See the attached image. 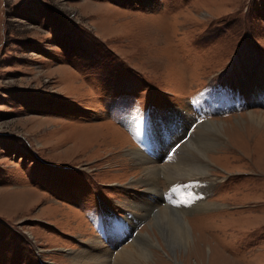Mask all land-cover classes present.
<instances>
[{"label":"rangeland","instance_id":"obj_1","mask_svg":"<svg viewBox=\"0 0 264 264\" xmlns=\"http://www.w3.org/2000/svg\"><path fill=\"white\" fill-rule=\"evenodd\" d=\"M263 68L264 0H0V264H72L124 211L123 232L155 243L144 264H264ZM212 119L214 181L131 183L132 124L168 134L176 163ZM203 198L216 206L195 211ZM182 206L194 244L149 226Z\"/></svg>","mask_w":264,"mask_h":264},{"label":"bare ground","instance_id":"obj_2","mask_svg":"<svg viewBox=\"0 0 264 264\" xmlns=\"http://www.w3.org/2000/svg\"><path fill=\"white\" fill-rule=\"evenodd\" d=\"M259 79L261 83H257V88L264 86V76ZM257 92L264 94V92L260 91V88ZM252 113L251 111L249 112L251 116ZM178 120L177 118L176 122H178ZM204 121L205 122L199 124L197 128L191 132L188 140L180 146L178 154L173 158L177 160L176 163H171L173 160L161 162L163 157V160L166 161V157L169 155L167 151V146L170 141L168 134L159 135L156 137L157 140H155L154 136L150 133L147 136L144 135V139L140 135L144 127H141V125L137 127V124H132V130L139 140L142 141L143 147L148 150V154L142 152L145 151V149L140 151L135 146L130 148L127 147L128 149L126 150V156H124V158L126 157V159L139 165L136 167V169L139 170V175L133 179L131 183L139 184L146 192L153 191L154 193V191H157V187H159L160 184L158 180L159 176H162L164 182L168 185H172V183H176L180 180H188L202 176L214 181V177L209 174L211 161H209L207 157V151L223 143L225 135L222 133L221 124L218 120L212 119ZM143 123L145 125L146 122L144 121ZM179 129L180 128H177L176 130L178 131ZM164 132L166 133L167 131ZM137 134H139L140 137ZM211 138H213L214 142H209ZM159 139H163L160 146L158 142ZM161 145H163L164 148H162ZM226 151L229 152V149H226ZM167 152L168 155L166 154ZM149 203L150 201L148 204ZM148 204H146L145 207H143L144 204H139L135 206V208L132 207L136 211V217L138 219L143 218L146 213L149 214ZM214 206H216L215 202L206 201L205 198H203V200L200 201V205L196 206L194 210L200 211ZM191 211H193L192 207L186 208L182 206L180 210L165 207L153 214V219L149 222V226H155L161 238L166 241L174 243L183 241L184 245L190 242L194 244L195 238L192 237L194 234L192 233L189 217L187 216V213ZM124 213L125 216L123 218H117V221L108 224L109 229L105 231L107 234V241L105 243H108L109 246L100 244L96 238L88 241L86 242L88 248L81 249L77 252L73 257L72 264H144L142 259L146 258V255L149 254L148 248H150L151 245H155V243L145 232L132 233V236L123 232L122 229L124 227L121 225L122 221L128 224L132 222L130 217L127 216L129 213H126V211H124ZM133 223H137V221ZM117 227H119L120 230L118 229L119 231L116 233L115 229L117 231ZM132 227L135 228L134 225ZM126 236L127 239L134 238L128 242L127 245L120 246V242L125 241ZM113 239L114 242H112ZM166 245H168V242ZM195 247L196 246L192 247L191 250L189 249L190 252H188V256L193 254Z\"/></svg>","mask_w":264,"mask_h":264},{"label":"water","instance_id":"obj_3","mask_svg":"<svg viewBox=\"0 0 264 264\" xmlns=\"http://www.w3.org/2000/svg\"><path fill=\"white\" fill-rule=\"evenodd\" d=\"M192 105V103L190 104V106Z\"/></svg>","mask_w":264,"mask_h":264}]
</instances>
